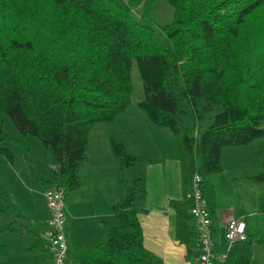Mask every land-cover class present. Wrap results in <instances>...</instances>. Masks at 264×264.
Returning a JSON list of instances; mask_svg holds the SVG:
<instances>
[{
    "label": "trees",
    "instance_id": "16d2710c",
    "mask_svg": "<svg viewBox=\"0 0 264 264\" xmlns=\"http://www.w3.org/2000/svg\"><path fill=\"white\" fill-rule=\"evenodd\" d=\"M155 1L146 0L137 19L133 10L143 0H0V116L51 151L56 167L46 188H63L67 198L82 184L91 128L116 122L132 102L134 62L145 91L139 107L153 126L182 133L203 177L222 170L224 147L264 137V0H168L175 12L163 26L170 45L150 22ZM187 113L193 126L181 131ZM9 139L0 129V153L12 161L2 146ZM110 144L122 171L142 160L119 135ZM138 180L78 264L154 258L143 241ZM0 197V211L19 212L11 193L0 188ZM255 241L264 246V237L247 239L235 264L251 263Z\"/></svg>",
    "mask_w": 264,
    "mask_h": 264
},
{
    "label": "crops",
    "instance_id": "0c3cea01",
    "mask_svg": "<svg viewBox=\"0 0 264 264\" xmlns=\"http://www.w3.org/2000/svg\"><path fill=\"white\" fill-rule=\"evenodd\" d=\"M122 114V122L96 124L90 131L88 160L80 170L82 184L66 198L69 261L78 264L103 240L104 222L113 219V205L139 179L137 201L145 209L140 214L143 241L154 255L145 264H199L197 226L190 213L191 184L200 167L198 157L185 150L182 134L153 126L140 111ZM115 135H120L128 151L142 159L127 168L124 179L110 144ZM247 145L224 147L222 170L204 177L217 251L219 255L226 253V258L217 264H235L242 252L243 242L227 246L228 221L244 217L247 239L254 237L253 218L258 223L260 194L253 179L258 172L254 164L248 163L251 154L244 152ZM250 182L253 185H247ZM45 189L43 181L39 187L9 188L21 204H17L18 218L11 221L14 226L8 228L6 242L1 245V264H54L51 252L43 250L50 217ZM250 192H255L254 205L249 201ZM17 223L22 228L15 227ZM256 243L252 244L254 250Z\"/></svg>",
    "mask_w": 264,
    "mask_h": 264
},
{
    "label": "rangeland",
    "instance_id": "374dc122",
    "mask_svg": "<svg viewBox=\"0 0 264 264\" xmlns=\"http://www.w3.org/2000/svg\"><path fill=\"white\" fill-rule=\"evenodd\" d=\"M145 1L146 0H143L141 5L133 10V15L135 16V18L140 19L143 15ZM174 14V7L170 4L168 0H156L152 6V10L150 11L149 16L150 22L156 28L157 34L168 45H170V41L163 29V26L174 19ZM131 74L133 82V92L131 95L132 102L130 106H128L123 112L119 114V116L117 117V121L119 120L120 115H123L122 113H129V111L134 110L140 111L141 114L146 117V119L148 118L144 110L141 109L138 105V102L144 98L145 91L143 82L140 77L139 68L136 62H134L132 66ZM120 122L122 121L119 120V123ZM96 124L108 125L105 124V122H100ZM96 124H94L93 127ZM182 126L183 127L181 131L184 130V127L193 126V120L190 114L187 113L182 117ZM0 129H2V131L11 138L2 143V146L8 147L11 151V154H13V160L10 161L2 153H0V188L9 192V188H13L14 190V188L18 189V187H21L23 185H25L27 188H33L34 186L39 187L42 184V181L52 177L53 166H55L56 163L54 161L51 151L44 147L39 138L32 135L23 136L15 126L14 122L9 117L4 115L0 116ZM90 136L92 142V135ZM15 139H22L23 142L29 145V149L27 151L22 150V148H20L18 144L14 141ZM249 144L250 146L245 144L247 146L244 148L245 153L251 154V156L248 158L249 162L248 160L246 162L254 164L253 167L256 168V171L258 172V175H256V177H253V179L256 181L255 187H258V192L260 194L258 196V209L260 210L258 223L256 221V218H253L251 224L252 226H255L256 229L252 232L254 234V237L263 238L264 180L259 181L257 179V176L264 174V137L255 139ZM126 170L122 171L123 179L124 172ZM20 182L23 185H21ZM250 183L251 184L248 183L247 185H253V182ZM249 195V201L254 205L256 199L255 192H250ZM14 199L16 204H21V201H18L17 196L14 197ZM1 202L2 201L0 199V206ZM13 210L14 209L8 211H0V264L1 245H3V242H6L5 240L8 235V228L14 226V222L11 221L18 218V216L14 213L15 211ZM19 224L17 223L15 227L22 228V226ZM18 237L19 236H16V238ZM250 264H264V246L259 242L256 243V250H254V248L252 249V259Z\"/></svg>",
    "mask_w": 264,
    "mask_h": 264
},
{
    "label": "built area",
    "instance_id": "2783aa9c",
    "mask_svg": "<svg viewBox=\"0 0 264 264\" xmlns=\"http://www.w3.org/2000/svg\"><path fill=\"white\" fill-rule=\"evenodd\" d=\"M198 135V131H195ZM205 179L197 170L193 176L190 192V213L197 226L199 239V264H217L225 259L226 253L218 254L209 204L204 195ZM47 206L50 210L48 229L45 239L50 243L54 264H71L68 259L69 243L66 232V196L65 190L58 187H47L44 190ZM247 223L244 217H232L227 224L225 240L227 246L247 240Z\"/></svg>",
    "mask_w": 264,
    "mask_h": 264
}]
</instances>
